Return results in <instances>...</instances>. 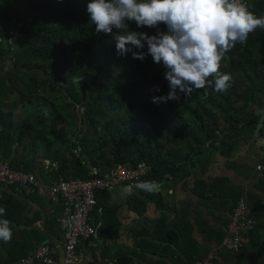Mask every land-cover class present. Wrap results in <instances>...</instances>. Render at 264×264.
Returning <instances> with one entry per match:
<instances>
[{"label": "trees", "instance_id": "trees-1", "mask_svg": "<svg viewBox=\"0 0 264 264\" xmlns=\"http://www.w3.org/2000/svg\"><path fill=\"white\" fill-rule=\"evenodd\" d=\"M24 1L15 14L16 0H0V160H10L19 145L25 156L22 163L12 162L15 170L37 176L27 164L42 153L56 177L66 180L103 177L144 162L152 169L143 180H162L206 168L222 147L234 149L241 132L254 129L251 100L264 90V35L251 32L222 57L219 70L232 77L226 92L210 86L153 103L169 91L165 69L150 55L143 61L118 55L113 37L96 33L89 23V0ZM160 30H166L162 23ZM69 147L71 159L64 151ZM251 214L258 221L252 243L262 226L260 211ZM247 249L234 254L243 257ZM248 264H264V249Z\"/></svg>", "mask_w": 264, "mask_h": 264}, {"label": "crops", "instance_id": "crops-1", "mask_svg": "<svg viewBox=\"0 0 264 264\" xmlns=\"http://www.w3.org/2000/svg\"><path fill=\"white\" fill-rule=\"evenodd\" d=\"M248 2L251 12L264 16V0ZM254 31L264 35V27ZM255 51L260 52V48ZM255 129L256 122L251 133L240 135L234 149L228 152L223 147L206 168L199 165L192 173L144 179L160 185L154 194L128 184L100 191L92 214L97 235L79 246L72 264H120L122 260L128 264H196L212 253L217 256L216 264H248L260 259L264 249V169L258 165L264 166V150L258 138H264V127L260 137L255 136ZM24 156V150L15 146L10 161L22 163ZM52 163L41 153L33 164H27L39 179L32 195L0 187V195L6 194L7 199L0 219L9 220L13 231L9 243L0 241V264H8L23 253L24 258L33 256L45 244L55 248L56 259L62 261L67 234L58 222L64 205L53 203L49 197L57 178ZM243 195L252 213L260 211L262 228L256 231L244 256L238 257L237 253L221 251V244Z\"/></svg>", "mask_w": 264, "mask_h": 264}, {"label": "clouds", "instance_id": "clouds-1", "mask_svg": "<svg viewBox=\"0 0 264 264\" xmlns=\"http://www.w3.org/2000/svg\"><path fill=\"white\" fill-rule=\"evenodd\" d=\"M87 13L96 33L113 37L118 55L131 53L132 59L140 61L150 55L163 66L169 91L153 97V103L179 100L210 86L226 92L232 77L219 70L222 57L237 43H246L249 33L264 27V16L251 12L240 0H89ZM130 23L156 32L133 30ZM161 23L166 30H160ZM135 187L154 194L160 185L138 181ZM5 211L0 207V214ZM12 236L10 221L0 219V241L9 243Z\"/></svg>", "mask_w": 264, "mask_h": 264}, {"label": "built area", "instance_id": "built-area-1", "mask_svg": "<svg viewBox=\"0 0 264 264\" xmlns=\"http://www.w3.org/2000/svg\"><path fill=\"white\" fill-rule=\"evenodd\" d=\"M240 2L249 6L248 0ZM263 168L262 164L258 165V169ZM151 169V165L144 162L137 169L119 167L103 177L88 180H66L61 174L58 175L49 189V197L53 203L62 202L64 205V211L58 220L61 230L67 234L62 261L56 259L55 248L45 244L35 255L12 264H72L78 255L79 246L97 235L92 214L98 206V192L111 191L121 184L135 186L149 175ZM38 186L37 176L15 170L10 160H0V187H13L24 195H32ZM257 225V219L251 214L249 200L244 195L237 204L228 233L221 244V251L241 253L251 244L250 234ZM216 259V254L212 253L207 259H198L196 264H216Z\"/></svg>", "mask_w": 264, "mask_h": 264}, {"label": "water", "instance_id": "water-1", "mask_svg": "<svg viewBox=\"0 0 264 264\" xmlns=\"http://www.w3.org/2000/svg\"><path fill=\"white\" fill-rule=\"evenodd\" d=\"M251 103L252 105H254V108L252 110H254L255 115H260V117L258 119L252 118V120H250V123L256 122L255 136L260 137V130L264 127V90H257L255 97L251 100ZM258 143L264 150V138H258ZM222 148L221 150H223Z\"/></svg>", "mask_w": 264, "mask_h": 264}, {"label": "rangeland", "instance_id": "rangeland-1", "mask_svg": "<svg viewBox=\"0 0 264 264\" xmlns=\"http://www.w3.org/2000/svg\"><path fill=\"white\" fill-rule=\"evenodd\" d=\"M24 5H25V1L24 0H16V4H15V9H16V12H15V14L17 13H19L20 12V10L24 7ZM13 42L15 43V44H13V45H15V48L17 49V45H16V39H14L13 40ZM10 65V63L8 64V66H7V69H10V67L11 66H9ZM10 72H12V70L10 69ZM80 116H81V114L79 115V116H77L78 117V121H79V129L80 130H82L83 128H84V126H85V123L83 122V121H81L80 120ZM251 122V121H250ZM82 131H84V130H82ZM228 131V130H227ZM226 131V132H227ZM245 133L244 132H241V135H244ZM246 137L248 138L249 136L248 135H246ZM55 147H60L61 148V146H58V145H56V146H54V148ZM65 151V153H66V157L68 158V159H71L72 157H71V152H73L74 151V149L73 148H68V149H65L64 150ZM56 165V164H55ZM42 247V246H41ZM41 247H39L38 249H37V251L41 248Z\"/></svg>", "mask_w": 264, "mask_h": 264}]
</instances>
